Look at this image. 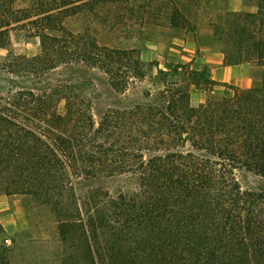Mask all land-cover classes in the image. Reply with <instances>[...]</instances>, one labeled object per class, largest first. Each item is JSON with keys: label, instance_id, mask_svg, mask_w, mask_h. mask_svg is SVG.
<instances>
[{"label": "trees", "instance_id": "obj_1", "mask_svg": "<svg viewBox=\"0 0 264 264\" xmlns=\"http://www.w3.org/2000/svg\"><path fill=\"white\" fill-rule=\"evenodd\" d=\"M76 1L96 7L115 0ZM211 1H203L205 11ZM54 11L15 8V0H0V38L22 21L39 38L41 53L25 60L33 72L81 64L102 70L120 92L130 81L144 78L151 64L141 62L135 50L100 45L88 33L70 32ZM215 11L214 19L222 22L215 25L214 37L227 39L222 49L225 64L260 68L250 88L235 89L229 97H209L193 107L191 85L182 72L181 78L168 82V90L158 92L155 105L109 110L96 128L91 123L85 126L94 129L98 140L102 137V143L93 146L102 158L123 154L124 143L139 138L136 149L125 151V160L108 167L109 173L130 174L135 191L102 204H85L94 212L104 208L107 216L119 219L123 229L138 233L139 246L128 264H143L142 256L154 246L151 233L155 234L151 264H264L263 195L241 192L233 178V169L238 168L264 177V0H258L254 14L233 13L221 6ZM175 15L187 23L177 8L171 14ZM205 16L211 22L210 14ZM21 66L11 61L5 69L17 73ZM157 74L167 78L172 73L157 70ZM57 96L53 90L0 95V192L48 195L79 174L77 164L84 159L77 152L88 142L83 125L89 119L75 118L70 125L75 110L59 115L53 109ZM145 151L155 155L144 160ZM92 158L95 162L97 157ZM61 165L68 174L50 172ZM96 227L95 223L88 226L92 237ZM0 264H10L1 249Z\"/></svg>", "mask_w": 264, "mask_h": 264}, {"label": "rangeland", "instance_id": "obj_2", "mask_svg": "<svg viewBox=\"0 0 264 264\" xmlns=\"http://www.w3.org/2000/svg\"><path fill=\"white\" fill-rule=\"evenodd\" d=\"M54 1L56 3L53 0H15V8L36 7L41 12L55 9L54 15L66 30L88 33L100 45L135 50L139 60L151 66L147 65L143 79L130 81L125 91L120 92L112 88L102 70L81 64L33 72L25 60L33 58L40 44L39 38L26 25L27 21H22L17 28L10 29L6 36L0 38V95L53 90L58 95L57 102L53 104L54 111L64 116L75 110L70 125L81 117L89 119L82 124L87 129L83 132H86L88 142L78 149V155L76 153L84 161H78L79 174L68 178L70 183L48 195L30 192L6 195L0 192V249L10 264H128L139 246L138 233L134 229L129 232L123 229L119 219L107 216L104 208L94 212L85 204H102L119 194L135 191L137 185L130 174L123 170L109 173L108 167L125 160V151L130 147L136 149L140 144L139 138L124 143L123 154L111 153L102 158L93 148L94 143H102V137L98 140L94 129L85 126L91 123L96 128L109 110L122 111L139 104L155 105V100H159L158 92L168 90V82L181 78L182 72L185 74L183 80L191 85L190 104L193 107L203 104L209 97H229L233 90L241 89L232 84L208 81L205 70H200L195 64L199 52L186 49L187 43L191 44L194 37L210 36L214 47L222 53L227 39L224 37L220 41L214 37L215 25L222 22L214 19V15L218 6L232 12L229 0H212L208 11L203 9L204 0H115L96 7L76 0L66 4L64 0ZM243 2L247 7L257 8L258 0ZM37 3L40 5L37 6ZM174 8L179 10L187 23L182 24L177 15L171 16ZM205 13L210 14L211 22ZM233 13L254 14L249 11ZM23 23L25 28L20 27ZM183 54L190 55L193 60L183 63ZM11 61L22 63L17 73H9L5 69ZM179 66H184V70H178ZM254 66L251 86L260 74V68ZM157 70L173 75L166 78L158 75ZM175 70L178 75L174 74ZM190 71L192 75L186 76ZM112 141L115 139L108 142ZM187 149L189 147L180 150ZM154 155L155 152L145 151L144 160ZM93 156L100 157V161L96 158L94 162ZM65 167L54 166L50 172L64 176L69 172ZM83 169L85 172L81 173ZM233 178L241 192L261 194L264 198V177L250 169L238 168L233 169ZM91 223L97 225L95 237L87 230ZM151 235L153 237L149 239L154 246L142 256L143 264H151L155 259V234Z\"/></svg>", "mask_w": 264, "mask_h": 264}, {"label": "crops", "instance_id": "obj_3", "mask_svg": "<svg viewBox=\"0 0 264 264\" xmlns=\"http://www.w3.org/2000/svg\"><path fill=\"white\" fill-rule=\"evenodd\" d=\"M228 6L232 12L249 11L254 13L257 9L256 7L245 6L243 0H229ZM186 49L187 51H193V53L199 52L195 64L200 70H205L208 81L219 84H232L241 89H247L251 86V73L256 67L248 63L225 64L224 56L214 47L212 37L196 36L191 44L187 43ZM40 51L39 45V51L33 54V57L37 56ZM181 60H183V63L191 62L193 57L183 54Z\"/></svg>", "mask_w": 264, "mask_h": 264}]
</instances>
